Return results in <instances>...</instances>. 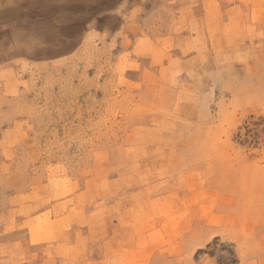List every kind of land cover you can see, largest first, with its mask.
Segmentation results:
<instances>
[{
	"label": "rangeland",
	"instance_id": "obj_1",
	"mask_svg": "<svg viewBox=\"0 0 264 264\" xmlns=\"http://www.w3.org/2000/svg\"><path fill=\"white\" fill-rule=\"evenodd\" d=\"M41 2L48 13L33 0H0V245L29 230L55 234L89 199L101 229L106 217L118 224L137 212V199L123 200L129 186L178 169V183L208 185L210 200L207 225L178 240L201 246L177 264H264V48L257 60L243 52L192 64L199 76L160 79L149 69L173 66L136 59L133 42L158 38L169 7ZM24 49L54 53L8 56Z\"/></svg>",
	"mask_w": 264,
	"mask_h": 264
},
{
	"label": "crops",
	"instance_id": "obj_2",
	"mask_svg": "<svg viewBox=\"0 0 264 264\" xmlns=\"http://www.w3.org/2000/svg\"><path fill=\"white\" fill-rule=\"evenodd\" d=\"M41 1L33 0L34 12L48 13ZM158 1L161 7L170 8L171 25L158 23L154 27V37L158 38L137 36L133 42L136 59L156 66H173L150 68L154 76H199L194 63L231 62L243 52L247 54L243 59L257 60L263 54L264 0ZM161 7L155 13H167ZM167 30L186 32L182 36L176 33L169 40L167 33L158 32ZM180 66L184 67L182 73ZM147 76L145 71L143 77ZM178 178V169H169L168 176L129 186L123 200L131 207L134 205L129 200L137 199V212L118 224L106 217L105 229L100 228L103 223L97 209L87 207L93 205L89 199L77 205L80 213L74 219L67 216L69 210L63 214L69 221L66 219L65 226L55 234L47 236L29 230L21 238H10L8 246L0 245V264H177L178 254L191 255L201 246L198 242L196 246L178 245V240L187 242L186 238L194 236V223L207 225L210 200L208 185H201L199 190V185L193 188V183H178ZM189 187L194 191L186 195ZM233 203L234 207L239 205V201ZM194 204L201 208H191ZM238 214L236 222H241L235 209L234 215Z\"/></svg>",
	"mask_w": 264,
	"mask_h": 264
},
{
	"label": "bare ground",
	"instance_id": "obj_3",
	"mask_svg": "<svg viewBox=\"0 0 264 264\" xmlns=\"http://www.w3.org/2000/svg\"><path fill=\"white\" fill-rule=\"evenodd\" d=\"M13 15H15V14H13ZM49 32H50V30H47L43 34V33L39 32L37 29H34L31 32V34H33V36H35V35L38 36L39 34L40 35L43 34V37L45 38L46 41H51V39H50L51 36H50V33ZM14 37H15V39H13V41H15L14 43H17V40H21V37L22 36H21V34H16ZM63 49H65V48H63ZM19 52H21V53H31V55L34 56V57L41 56L42 54H51V53H54L51 50L44 51V52H40V51H32V52H30V50L24 49V50H21V51H14L13 53L9 54L8 56H14V55L18 54Z\"/></svg>",
	"mask_w": 264,
	"mask_h": 264
}]
</instances>
